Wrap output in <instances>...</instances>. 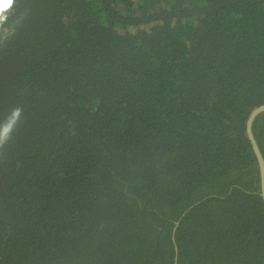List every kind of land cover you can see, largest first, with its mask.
I'll return each instance as SVG.
<instances>
[{
    "label": "trees",
    "instance_id": "obj_1",
    "mask_svg": "<svg viewBox=\"0 0 264 264\" xmlns=\"http://www.w3.org/2000/svg\"><path fill=\"white\" fill-rule=\"evenodd\" d=\"M4 14L0 264H264V0Z\"/></svg>",
    "mask_w": 264,
    "mask_h": 264
},
{
    "label": "water",
    "instance_id": "obj_2",
    "mask_svg": "<svg viewBox=\"0 0 264 264\" xmlns=\"http://www.w3.org/2000/svg\"><path fill=\"white\" fill-rule=\"evenodd\" d=\"M264 113V105L254 109L252 111V113L250 114L248 120H247V132L246 134L248 135V139L251 143V146H252V149H253V152L256 156V160H257V163H258V167H259V174H260V192H261V196L263 197L264 199V157L259 149V146L257 144V141L255 139V136L254 134L252 133V127H253V123L256 119L257 116H259L260 114Z\"/></svg>",
    "mask_w": 264,
    "mask_h": 264
},
{
    "label": "clouds",
    "instance_id": "obj_3",
    "mask_svg": "<svg viewBox=\"0 0 264 264\" xmlns=\"http://www.w3.org/2000/svg\"><path fill=\"white\" fill-rule=\"evenodd\" d=\"M13 2L14 0H11V3L5 4L3 7H0V25L7 21L8 17L4 13L11 8ZM21 114L22 110L19 107L14 109L10 118L3 125L2 129H0V146H3L4 142L9 138L10 133L19 120Z\"/></svg>",
    "mask_w": 264,
    "mask_h": 264
},
{
    "label": "snow or ice",
    "instance_id": "obj_4",
    "mask_svg": "<svg viewBox=\"0 0 264 264\" xmlns=\"http://www.w3.org/2000/svg\"><path fill=\"white\" fill-rule=\"evenodd\" d=\"M11 3V0H0V7H3L5 4Z\"/></svg>",
    "mask_w": 264,
    "mask_h": 264
}]
</instances>
